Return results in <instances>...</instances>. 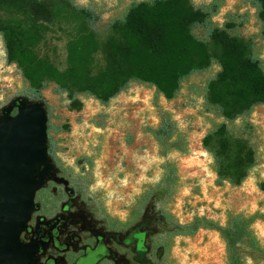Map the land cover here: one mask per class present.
Listing matches in <instances>:
<instances>
[{"label":"trees","instance_id":"16d2710c","mask_svg":"<svg viewBox=\"0 0 264 264\" xmlns=\"http://www.w3.org/2000/svg\"><path fill=\"white\" fill-rule=\"evenodd\" d=\"M257 18L264 36V0ZM214 7V4L211 3ZM87 9L70 0H0V40L6 63L14 64L27 82L23 96L38 98L47 81L63 91L68 107L79 106L74 92H85L100 102L123 89L131 80L147 82L164 99L173 97L179 81L212 61L217 72L205 84L204 100L222 121L207 130L201 147L212 158L215 181L240 182L252 162V149L242 136L232 134L228 124L264 102V73L245 42L224 29L207 28L206 40L191 29L207 23L206 12L189 0L137 1L127 6L121 18L109 23L110 33L98 41L89 23ZM67 27L64 64L61 68L34 48L52 27ZM99 55V65L91 61ZM153 138L163 146L184 149L174 120L161 108ZM99 126L100 122H95ZM47 154L50 146L45 142ZM172 163L163 165L160 179L138 198L125 221L109 219V264H170L169 249L175 236H190L200 228L217 232L223 242L225 264H259L264 246L250 227L252 216L228 214L222 225L204 216L180 222L161 202L175 186Z\"/></svg>","mask_w":264,"mask_h":264},{"label":"rangeland","instance_id":"374dc122","mask_svg":"<svg viewBox=\"0 0 264 264\" xmlns=\"http://www.w3.org/2000/svg\"><path fill=\"white\" fill-rule=\"evenodd\" d=\"M143 0H70L88 10L89 25L98 41L110 33L109 23L121 18L133 2ZM148 1V0H144ZM206 12L207 24L193 25L191 32L206 40L207 28H222L241 38L248 54L264 73V36L257 18L258 4L250 0H189ZM214 4V7L211 5ZM68 26L52 27L34 51L61 68ZM99 65V55L91 61ZM218 70L216 62L193 71L179 81L174 95L164 99L154 87L136 80L100 102L85 92H74L79 106L68 107L63 91L47 81L39 90L46 116V142L50 159L70 185L89 200L98 217L125 221L139 196L156 184L165 163H172L176 176L173 192L161 205L180 222L194 216L207 217L219 225L228 214L252 216L251 229L264 246V102L228 124L232 134L242 136L252 149V162L238 183L215 181L211 155L200 145L204 133L222 121L205 102L206 81ZM27 82L14 64L6 63L0 40V107L25 93ZM161 108L174 120L184 149L163 146L152 136ZM100 122V125H95ZM42 187V186H40ZM38 187V188H40ZM37 188V189H38ZM36 189V190H37ZM46 189H38L39 203L46 202ZM45 209L47 206H39ZM170 264H225L223 242L217 232L200 228L190 236H175L169 249ZM249 260H246L247 264ZM259 264H264L260 262Z\"/></svg>","mask_w":264,"mask_h":264},{"label":"water","instance_id":"95a60500","mask_svg":"<svg viewBox=\"0 0 264 264\" xmlns=\"http://www.w3.org/2000/svg\"><path fill=\"white\" fill-rule=\"evenodd\" d=\"M40 100L14 96L0 107V264H30L37 246L18 238L52 163Z\"/></svg>","mask_w":264,"mask_h":264},{"label":"flooded vegetation","instance_id":"af4514ba","mask_svg":"<svg viewBox=\"0 0 264 264\" xmlns=\"http://www.w3.org/2000/svg\"><path fill=\"white\" fill-rule=\"evenodd\" d=\"M50 161L48 178L40 187L46 189L47 201H36L40 188L34 191L32 209L18 236L21 242L33 241L37 246L30 264H109L108 226Z\"/></svg>","mask_w":264,"mask_h":264}]
</instances>
